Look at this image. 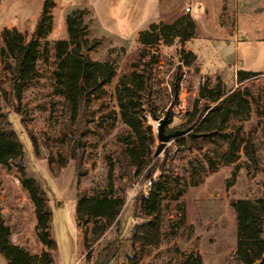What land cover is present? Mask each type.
<instances>
[{"label":"rangeland","instance_id":"obj_1","mask_svg":"<svg viewBox=\"0 0 264 264\" xmlns=\"http://www.w3.org/2000/svg\"><path fill=\"white\" fill-rule=\"evenodd\" d=\"M45 5L43 35L36 37L35 26ZM72 12L83 26L86 46L66 49L69 65L65 72L74 70L76 61L82 59L110 62L114 71L107 84L93 78L97 81L92 83L95 91L84 117L81 140L79 134L71 133L75 125L64 135L67 112L62 92L66 77H56L54 50L56 41L68 40L65 19ZM185 17L195 24L192 39L183 43L174 39L171 44L160 40L155 54L140 42V34L151 25H169ZM5 28H14L26 41L35 39L40 45L36 75L19 101L11 92L7 62L0 57V124L2 117L11 123L23 151L20 160L0 165V218L10 231V242L32 257L46 251L37 235L34 203L22 185L23 169L42 190L50 212L54 264H91L106 247L117 251L109 264H174L175 249L193 255L201 264H235L236 214L231 203L264 197V147L256 145L264 133V0H0V50ZM146 64L151 68L155 115L135 109L130 114L131 125H125L117 89L122 83L131 87L129 81L141 74ZM239 72L256 76L241 83ZM173 85H178L176 99ZM202 88L215 97L238 93L246 104L235 99L222 105L211 121L218 136L203 151L187 150L174 139L145 168L143 158L159 144L158 120L167 116L165 134H194L189 120L195 102L198 108H213L222 100L215 104L199 100ZM252 99L260 103L258 113ZM225 108L229 116L221 123ZM231 130L238 133V141L255 143L256 162L246 157L241 144L233 151L232 164L212 155L214 148L225 150L224 139ZM77 142H81V149ZM125 144L137 148L135 157L140 164L129 179L120 178L117 163ZM210 156L212 165L208 164ZM161 173L169 193L161 195L151 213L159 230L156 242L151 243L155 230L150 240L141 239V230L133 236L135 228L148 221L141 215L137 200L152 188L150 183L144 186L139 181L149 176L156 181ZM78 193L122 201L114 223L95 243L92 233H98L105 221H80L77 226ZM0 264H8L1 255Z\"/></svg>","mask_w":264,"mask_h":264},{"label":"trees","instance_id":"obj_2","mask_svg":"<svg viewBox=\"0 0 264 264\" xmlns=\"http://www.w3.org/2000/svg\"><path fill=\"white\" fill-rule=\"evenodd\" d=\"M47 7L44 6L43 11L39 17V20L35 26V36L41 37L43 35V23L47 20ZM66 31L68 35L67 41H56L54 43L55 56L58 60V71L56 77H66L65 90L62 92L64 95V103L67 112V129L65 136L70 133L71 125H75L72 134L83 135L82 129L85 130L86 122L85 115L87 108L92 102L94 87L92 83H95L97 79L102 84L110 82L114 75L112 65L110 62L104 64L91 63L86 59L76 61L74 70H68L65 72L69 65L68 57L66 55V49L69 47L76 48L77 50L83 49L86 46V40L84 39V29L81 26L79 20L75 18V12H72L66 16ZM195 33V24L189 17L181 18L173 22L172 24H159V26L151 25L149 31H145L140 34V42L143 45L149 46L153 53L157 51L159 41L162 40L166 44H171L174 39H178L179 42L192 39ZM1 39L3 47L0 50V57L3 61L7 62V69L10 76V88L15 99L19 101L23 89L29 84L34 75H36V61L39 54V42L35 39L25 40L24 36L16 29H3L1 32ZM88 49H92L90 46ZM94 69L97 73V77H93ZM93 73V74H92ZM256 75L246 72H239L237 74V80L244 82L252 79ZM93 78H97L94 79ZM91 79V80H89ZM132 86L126 87L125 84H121L122 88L117 89L118 107L120 109V116L125 125H131V112L137 109V112L148 113L149 116L154 117L155 106L151 100L152 96V78L151 68L146 64L139 75H135L129 81ZM218 86V90H219ZM178 85H173L172 95L177 98ZM199 100H207L210 103H217L213 108L208 105L198 108V102H195L193 115L189 120V127L194 129V136L191 134L177 138V141L182 143V146L187 150L203 151L206 146L213 144L214 139L218 136L217 128L211 126V121L217 115L222 105L228 101H234L239 99V102L246 104V100L239 97L238 93L230 92L225 96L215 97L212 92L206 88H202L199 91ZM247 95V94H246ZM252 101L257 107V113L259 112L258 101ZM238 105V104H237ZM238 107V106H237ZM229 116L228 108L221 113V123H225ZM169 121H166V125ZM259 122H256L258 126ZM11 123L2 117V123L0 124V165H6L8 161L12 163L16 160H20L23 156L22 146L19 143L15 133L10 128ZM264 130V126H262ZM70 138V137H69ZM81 140V139H80ZM31 144L34 146L33 137H30ZM225 150L219 151L214 148L212 155L227 164L234 162L233 151H237L236 147L243 145L246 157L250 158L253 162L259 159L256 154V147L261 145L264 147V133L263 138L259 139V144L252 142L244 143L242 139L238 141V133L231 130L224 139ZM74 141L71 143L74 145ZM78 149L82 148L81 142ZM126 145V144H125ZM154 140H151V148H153ZM137 148L128 145L120 152L117 157V163L119 166V175L121 179H129L132 175H136L140 164L136 161L135 152ZM74 156V155H73ZM72 156V159L75 158ZM154 160V151L149 150L148 154L143 158V166L147 168ZM213 158L208 157V164L212 165ZM163 165L159 166V171L162 172ZM22 177V185L28 191L30 198L35 206L36 214V230L37 235L46 251L39 257H32L23 249L13 245L10 242V231L4 225L0 218V255L4 257L8 264H54L51 253L55 250V242L50 235V223L51 217L47 207L42 190L39 189L37 184L26 177L23 169H20ZM144 186L149 182L152 188L147 192V196L143 194L138 198V206L141 210L142 216H146L148 221L135 228L134 235L137 234V230H141V239L150 240L152 230H155V234H152V239L156 242L158 228L155 226V218L151 215L153 213L158 199L164 193H169L165 186L162 173L160 178L156 181H151L142 177L141 181ZM137 183V187H139ZM140 193V192H139ZM138 193V194H139ZM122 201L106 200L104 198H88L85 193H78L76 201L75 217L77 226L80 221L88 223L92 219H103L105 222L101 226L98 233L95 231L92 233V242H96L98 237L112 224L121 211ZM232 208L236 214V251L233 254V260L235 264H264V197H260L255 201L249 199H239L231 203ZM117 255V251L111 248H105L102 250L97 258L91 262V264H109ZM174 264H201L199 259L191 254H184L177 249L174 250ZM86 261H91L90 254L86 255Z\"/></svg>","mask_w":264,"mask_h":264},{"label":"water","instance_id":"obj_3","mask_svg":"<svg viewBox=\"0 0 264 264\" xmlns=\"http://www.w3.org/2000/svg\"><path fill=\"white\" fill-rule=\"evenodd\" d=\"M167 116H165L163 119L158 120L157 124V140H158V146L155 149L154 157H157L160 155V153L163 151L164 147L167 143L173 141L174 139L181 138L188 134V131H175L171 134H165L164 133V126L166 125ZM192 137L197 136L194 134H191Z\"/></svg>","mask_w":264,"mask_h":264},{"label":"built area","instance_id":"obj_4","mask_svg":"<svg viewBox=\"0 0 264 264\" xmlns=\"http://www.w3.org/2000/svg\"><path fill=\"white\" fill-rule=\"evenodd\" d=\"M197 10L200 11V8L198 7ZM186 11L189 12V9L187 8ZM179 106H180V107L182 106V102L179 103ZM148 183H149V182H148Z\"/></svg>","mask_w":264,"mask_h":264}]
</instances>
